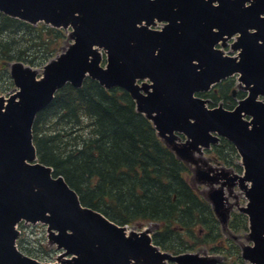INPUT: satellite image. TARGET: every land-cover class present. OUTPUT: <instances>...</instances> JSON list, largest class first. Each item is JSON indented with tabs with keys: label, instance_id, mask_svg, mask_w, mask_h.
Segmentation results:
<instances>
[{
	"label": "water",
	"instance_id": "obj_1",
	"mask_svg": "<svg viewBox=\"0 0 264 264\" xmlns=\"http://www.w3.org/2000/svg\"><path fill=\"white\" fill-rule=\"evenodd\" d=\"M0 11L33 24L74 28V42L44 66L39 79L38 69L13 62L16 89L0 96V264L217 263L199 253L160 251L149 229L127 232L84 206L62 175L38 162L33 135L38 113L68 83L80 88L87 77L106 89H125L187 162L197 163L195 153L219 141L214 133L234 143L245 166L239 179L249 199L243 211L254 242L243 255L264 264V101L258 99L264 97V0H0ZM157 22L166 23L162 30L151 28ZM237 33L232 47L239 55L216 48ZM235 73L249 90L235 109L209 108L208 100L195 96ZM180 134L187 137L183 143ZM196 176L199 183L219 182L201 168ZM223 193L214 188L209 198L226 223ZM23 220L48 224L50 243L64 250L59 263L39 261L18 248L17 224Z\"/></svg>",
	"mask_w": 264,
	"mask_h": 264
},
{
	"label": "trees",
	"instance_id": "obj_2",
	"mask_svg": "<svg viewBox=\"0 0 264 264\" xmlns=\"http://www.w3.org/2000/svg\"><path fill=\"white\" fill-rule=\"evenodd\" d=\"M68 40L63 29L0 12V72L14 61L46 64ZM33 134L39 161L62 175L84 205L121 225L161 223L154 241L163 249L192 248L183 230L193 237L197 227H210L207 208L184 174L186 163L123 88L108 90L90 77L80 88L68 83L37 115Z\"/></svg>",
	"mask_w": 264,
	"mask_h": 264
},
{
	"label": "flooded vegetation",
	"instance_id": "obj_3",
	"mask_svg": "<svg viewBox=\"0 0 264 264\" xmlns=\"http://www.w3.org/2000/svg\"><path fill=\"white\" fill-rule=\"evenodd\" d=\"M231 82V79L223 80L210 91L202 94L198 93L197 96L210 101L212 106H216V103H219L223 104V106L227 109H234L241 99H238V102L235 105L231 104L232 101H236L238 95L240 96V94L241 97L244 98L246 96L244 94L247 91L238 82V86L242 91H244L243 93L238 94L237 89H231V86L233 85ZM228 85L230 86V90L225 93L221 92V89L226 88ZM214 97L219 99L216 103H214ZM235 157L238 159L236 160V164L234 163ZM237 164L238 166H236ZM186 165L187 169L184 171V174L196 192V196H198V198L202 201V204L207 208L210 215L209 221L211 222L210 227H197L195 229L196 235L193 237L189 231L183 230L187 239H192L190 246L195 248L199 245V243H202L206 247L209 246L206 250L207 252H210V254H202L214 256L217 259L216 264H253L250 260H247L243 256V247L246 245L243 244V238L247 235L245 238L248 243H251L249 236L250 229L248 215L243 211L247 205V198L241 187L239 179V176L244 174V167L240 161V157H238V153L234 145L229 140L222 138L218 145L205 150L204 155L201 156V160L198 162V166L201 169L203 168L209 175L217 177L219 182L215 184L216 186L210 183L199 184L195 178V166L189 163H186ZM224 172H227L226 175H223ZM233 182L234 184L231 185ZM215 187H222L224 191V205L227 208L228 215L226 223H223L221 219L216 216L210 202L209 195ZM153 223L156 224L151 233L153 243L162 251L168 252L169 250L163 249L154 241V236L156 232L162 229V224L157 222ZM190 249L191 248L183 252L192 251Z\"/></svg>",
	"mask_w": 264,
	"mask_h": 264
},
{
	"label": "rangeland",
	"instance_id": "obj_4",
	"mask_svg": "<svg viewBox=\"0 0 264 264\" xmlns=\"http://www.w3.org/2000/svg\"><path fill=\"white\" fill-rule=\"evenodd\" d=\"M161 26H162V23H159L158 26H156V28H160ZM70 44H71V41L68 40L65 44L62 45V48L60 49L59 52H57L51 56L50 60L59 56L61 54V52H63L64 50H66L69 47ZM228 46H229V44H228ZM226 53L230 54V55L237 54L235 51H232V50L229 51L228 47L226 49ZM24 63L26 65H30L33 68L38 69L40 71L39 77L42 76L43 68H44L45 64L31 65L27 62H24ZM232 79H231L232 80L231 83L233 85L231 86V89H237L238 94L243 93L244 91H242L241 88L238 86V78L233 77ZM15 88H16V86H15L13 79L10 75V69H8L7 72H0V95L8 97L15 90ZM244 95H247V92H245ZM238 99H242L241 94H240V96L238 95L237 100L232 101L231 104L235 105L238 102ZM218 104L219 103H216V106ZM209 106L211 107L212 105L210 104ZM238 157H240V156L238 155ZM234 159H235L234 163L236 164V160H238V159H237V157H235ZM236 166H238V164ZM236 172H238V171H236ZM238 173H240V172H238ZM125 226L128 228L129 231H132V230L141 231L145 228H149V229L153 230L155 228L156 224L153 222H147V221L146 222H139L138 221V222H135L133 224H125ZM18 228L22 231V234L20 236V239H22L21 244L23 245V243H24V245H26V247H29L28 249L30 250V251H28V249L23 246V248L21 250L25 254H27V255H29V256H31V257L39 260V261H42V262H56L58 255L60 254V251L55 246H53L52 244L49 243L47 226L45 224H42V223L30 224V223L23 222L20 226H18ZM246 236H244V238H243V244H249L245 238ZM186 239H187V236H185V242L186 243H188V242L192 243V239H187V240ZM220 241H223V240H220ZM218 244H219V241H218ZM208 248H209V246L206 247L202 243H199V245L197 247L191 248L190 250H192L194 252H196L195 250H198V252L210 254V252H207V250H206Z\"/></svg>",
	"mask_w": 264,
	"mask_h": 264
}]
</instances>
